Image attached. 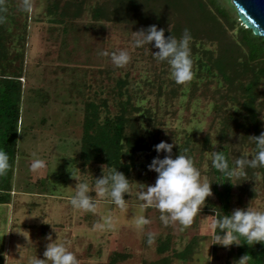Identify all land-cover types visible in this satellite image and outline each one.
<instances>
[{
	"label": "rangeland",
	"instance_id": "rangeland-1",
	"mask_svg": "<svg viewBox=\"0 0 264 264\" xmlns=\"http://www.w3.org/2000/svg\"><path fill=\"white\" fill-rule=\"evenodd\" d=\"M66 1L60 0L59 4L65 5ZM94 1L98 2L91 3ZM165 1L149 0L141 8L147 15L159 12L165 17L170 13L178 16L179 11L174 13ZM14 2L16 20L21 23V18H26L21 12L23 0ZM206 2L217 14L211 0ZM214 2L228 12L233 25L230 28L220 16L221 24L227 28L222 36L212 33L210 24L186 6L181 13L195 16L196 21L178 16L175 22L181 27V35L188 29L191 34L215 36L211 40H192L193 79L179 85L170 77L168 65L153 58L151 53L158 51L154 42L132 47L136 32L146 30L147 26L136 22L93 21L89 7L77 19L68 18L70 21L64 20L60 25L50 20L53 16L47 14L45 0H31L21 64L23 95L13 187L10 202L0 203V248L4 264H31L35 257L45 260L44 252L52 242L64 243L78 264H146L162 256L156 246L166 234L171 237V249L165 254H171L172 249L181 250L191 238L197 240L194 254L184 260L167 256L171 257L172 264H247L237 253L235 244L228 247L214 244L210 225L220 211L221 202L213 192L186 228L176 222L165 226L155 207L142 206L145 202L139 199V189L154 185L157 175L147 169L151 161L147 162L142 154L148 150L137 153L135 166L126 176L130 190L124 194V209L95 190V179L111 171L101 164L87 168L79 161L84 114L89 108L85 107L86 103L107 100V107H102L103 118L117 113L118 102L130 96L125 110L137 119L142 142L173 144V158L187 150L186 154L201 173V180L211 183V191L214 183L221 188L211 169L215 151L222 148L217 139V118L221 113L215 102H219V93L229 88L217 70L200 63L211 64L220 48L227 51L231 47V55H235L231 41L242 22L231 0ZM166 27L172 24L157 26V29H164L165 33ZM121 50L129 53L130 62L117 68L110 55ZM103 51L109 55L101 56ZM206 135L209 143L205 141ZM237 138L232 139L237 142ZM249 152L253 156V151ZM229 154L234 165L240 157ZM164 155L159 154L160 158ZM36 160L44 161L45 166L34 171L31 165ZM252 171L256 173L253 178L231 180L235 185L229 195L230 215L237 209L264 211V171L256 172V168ZM79 182H87L93 189L89 195L95 200L94 211L72 207L70 200ZM140 216L150 221L142 230L136 226ZM150 234L151 244L148 243Z\"/></svg>",
	"mask_w": 264,
	"mask_h": 264
},
{
	"label": "trees",
	"instance_id": "trees-1",
	"mask_svg": "<svg viewBox=\"0 0 264 264\" xmlns=\"http://www.w3.org/2000/svg\"><path fill=\"white\" fill-rule=\"evenodd\" d=\"M14 1L2 0L0 3V9H2L0 10V150L8 154L11 165L7 174L0 176V203H9L11 200L10 192L13 187V171L17 158L23 95L20 78L23 72L21 64L28 12H25L22 7L21 12L26 18H21V23H18L17 13L12 7ZM45 1L47 14L53 16L50 20L60 23V25L64 23V20L70 21L68 18L77 19L89 7L90 18L93 21L136 22L147 27L151 25L168 26L171 23L172 27H166L164 35L166 38L173 36L179 39L182 36L179 32L181 27L175 23L178 16H185L191 22L196 21L195 16L185 15L184 10V15L181 13L186 6L197 13L201 17L200 19L206 20L214 34L222 36L227 30L226 26L221 24V17L226 20L230 28H233L227 17L228 12L217 5L215 0H211V2L217 14L209 7L206 0H166L165 5L173 9L174 13L179 11L178 16L170 13L166 17L159 12H150L147 15L141 8V4L146 6L149 0H146L145 3H143L145 0H98L93 3H91L92 0H64L66 1L65 5H60V0ZM145 6L144 8H147L150 5ZM236 16L238 17L237 14ZM212 33L209 35L213 38L215 36ZM191 36L192 40L212 39L207 34L202 35L200 32L192 33ZM231 44L234 47L235 55H231V47L227 51L220 48L219 55L211 64L210 62L200 64L206 68L212 66L217 70L229 88L226 92L219 93V102H215L216 107L219 108L218 112L221 113L217 118L219 124L217 139L221 141L222 146L221 149L215 151V154L222 152L227 157L229 164L233 165L229 153H235L240 158L251 159L256 152V145L252 137H258L264 132V37L253 34L252 30L246 28L242 23L241 26L237 25V34L232 38ZM128 97L125 101L118 102L120 109L117 113L105 115L103 118H101L102 107H107V100L102 103L94 101L86 103L85 107L89 108L85 110L79 148V161L82 165L88 168L92 164H101L110 171L116 169L127 176L130 169L135 166L137 153L140 154L148 150L142 154L147 162L157 156L153 147L155 144L146 145L142 142L137 119L129 116L128 111L125 110V103L130 101V96ZM130 107L139 106L132 105ZM237 107H239V111H237ZM134 110L137 111V109ZM236 137H238L237 142L233 140ZM208 140V135H206L205 141ZM148 146H152L153 149L151 150ZM248 150L253 151V156L250 157ZM211 169L215 174V179L221 184L220 189L217 184L212 185V192L221 202L220 211L217 213L221 216L230 215L228 212L229 195L234 183L225 179L213 167L212 163ZM256 169V172L264 171V168ZM245 172L246 174L239 179L253 178L256 174H253L254 171L250 167L246 168ZM244 180L240 182L243 183ZM240 182L238 181L237 184ZM196 241L191 238L181 250L172 249L171 254H165L168 249H171V237L166 234L156 246L157 253L162 256L146 264H172L171 257H167L169 255L178 260H184L194 254ZM237 243L235 244L236 251L247 264H264V243L256 242L253 245H248L243 237ZM0 264H4L1 248Z\"/></svg>",
	"mask_w": 264,
	"mask_h": 264
},
{
	"label": "clouds",
	"instance_id": "clouds-1",
	"mask_svg": "<svg viewBox=\"0 0 264 264\" xmlns=\"http://www.w3.org/2000/svg\"><path fill=\"white\" fill-rule=\"evenodd\" d=\"M2 3V0H0ZM2 10V9H0ZM23 10L32 11L31 0H23ZM192 36L188 29H185L182 36L177 39L173 36L165 37L164 29H157L156 25L149 26L146 30L136 32V38L132 47L140 48L145 45L158 49L151 53L158 63L168 65L170 77L176 84L183 85L193 79V60L191 58ZM101 56H108L107 51L100 53ZM113 65L123 68L130 62V55L127 51L112 52L110 55ZM255 145V155L249 158L237 159L234 165H230L227 157L222 152H216L213 157V167L221 173L229 182L233 179L243 177L246 168H264V132L258 137H252ZM174 145L164 141L154 145V151L158 154L147 165L148 171L155 172L156 180L154 185L139 189V199L144 203L143 207H155L160 213V221L167 226L176 222L186 228L193 222L194 217L200 213L206 198L212 196L211 183L201 180L200 171L194 166L193 160L186 154H177L173 158L172 150ZM165 155L160 158L159 154ZM45 166V162L36 160L32 163V170H38ZM11 165L8 154L0 150V176L7 174ZM231 183V182H230ZM233 184V183H232ZM235 185V184H233ZM92 188L87 182H79L75 187V194L71 197L70 203L73 208L84 212H91L95 209V200L89 193ZM95 190L101 197L108 196L117 207L126 208L124 194L130 190V181L126 176L116 169L102 177L95 179ZM150 221L140 216L136 220L138 229H143ZM216 243L224 247L238 244L237 241L243 237L248 245L256 242L264 243V211L237 209L231 215L216 214V218L210 225ZM222 233V234H221ZM51 240V236H48ZM56 240V239H55ZM151 234L148 243L151 244ZM45 260H32L31 264H78L76 256L68 250L64 243H49L44 252Z\"/></svg>",
	"mask_w": 264,
	"mask_h": 264
},
{
	"label": "water",
	"instance_id": "water-1",
	"mask_svg": "<svg viewBox=\"0 0 264 264\" xmlns=\"http://www.w3.org/2000/svg\"><path fill=\"white\" fill-rule=\"evenodd\" d=\"M239 20L253 34L264 37V0H231Z\"/></svg>",
	"mask_w": 264,
	"mask_h": 264
}]
</instances>
